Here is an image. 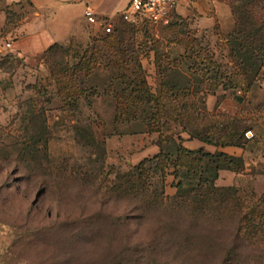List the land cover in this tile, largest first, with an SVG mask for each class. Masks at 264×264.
Returning a JSON list of instances; mask_svg holds the SVG:
<instances>
[{
    "label": "rangeland",
    "instance_id": "rangeland-1",
    "mask_svg": "<svg viewBox=\"0 0 264 264\" xmlns=\"http://www.w3.org/2000/svg\"><path fill=\"white\" fill-rule=\"evenodd\" d=\"M233 2L182 5L168 26L121 23L114 36L136 46L133 63L154 92L169 80L182 92L201 78L190 69L199 48L231 65ZM9 30L0 33V264H264V75L249 91L221 87L199 97L247 150L227 153L235 170L215 176L201 154L190 157L193 169L184 166L189 159L174 167L171 138L183 145L192 128L168 121L150 132L137 120H115L116 95L126 88L119 69L102 59L76 71L93 46L112 39L103 28L37 59L9 50ZM66 78L76 79L78 98H64L58 81Z\"/></svg>",
    "mask_w": 264,
    "mask_h": 264
},
{
    "label": "trees",
    "instance_id": "trees-1",
    "mask_svg": "<svg viewBox=\"0 0 264 264\" xmlns=\"http://www.w3.org/2000/svg\"><path fill=\"white\" fill-rule=\"evenodd\" d=\"M231 1L235 3L233 4V12L236 17V28L230 34L227 44L231 65L223 68L212 60L210 52L199 48L198 58L200 62H196L190 69L194 70V73H202L201 78L188 79V86H185V90L182 92L179 91V83H173L171 80L163 83L162 89L154 92L147 82L141 64L133 63L135 59L132 53H134L136 46H130V43L128 44L125 39H121L119 35L114 36L121 23L129 25L131 28L149 25L148 23L134 24L122 18L115 21L113 30L108 33L112 39L103 48L93 46L95 50L91 56L84 55L79 66H75V69L76 71L84 69L90 72L102 59L106 67L112 65L119 69L118 78L124 80L126 88L116 95L119 109L116 113V121L137 120L147 125L148 131L160 133L165 123L172 121L184 126L186 130L189 127L192 128L191 137L200 139L205 143L222 147H241L243 138L240 137L239 133L234 128L225 132L226 124H223L219 129L221 122L209 118V114L201 108L199 99L201 94L215 93L221 87L224 90L241 89L242 91H249L255 82L264 75V0ZM55 47L59 46H52L48 51ZM96 52H98V56H95ZM201 53H204L205 56H201ZM58 82L65 99L78 98L81 88H77L75 78H66ZM128 108L133 109L128 110ZM216 130L221 131L218 139L214 140L211 132L214 133ZM245 138L248 139L246 136ZM171 139L177 144L175 168L182 165L181 160L187 161L189 159V164L186 163L184 166L193 169L196 159L190 157L201 154L200 161L207 159L210 166L208 169L214 170L215 176L222 169L235 170L236 158L226 152L212 153L203 148L193 150L185 147L181 142H176L174 137ZM179 139L182 140L181 137ZM162 157L163 153L160 152L155 158L161 161ZM163 194L162 191L159 196L157 195L158 202L161 204L163 203Z\"/></svg>",
    "mask_w": 264,
    "mask_h": 264
},
{
    "label": "crops",
    "instance_id": "crops-1",
    "mask_svg": "<svg viewBox=\"0 0 264 264\" xmlns=\"http://www.w3.org/2000/svg\"><path fill=\"white\" fill-rule=\"evenodd\" d=\"M130 3L131 0H2L0 33L2 29L9 28L6 37L7 44H11L9 50L37 59L52 46H68L73 41L88 40L102 28L99 23L87 20V4L99 18L115 22L121 19L122 12L129 8ZM6 6H9L10 13L5 9ZM223 94L227 92L224 91ZM216 99L217 96L214 95L208 97L210 111L214 109ZM183 145L193 150L203 148L212 153L223 151L236 156H242L247 151L245 147H222L190 137L185 139Z\"/></svg>",
    "mask_w": 264,
    "mask_h": 264
},
{
    "label": "built area",
    "instance_id": "built-area-1",
    "mask_svg": "<svg viewBox=\"0 0 264 264\" xmlns=\"http://www.w3.org/2000/svg\"><path fill=\"white\" fill-rule=\"evenodd\" d=\"M87 2L88 0H79ZM200 0H131L129 8L122 12L121 18L134 24L148 23L151 26H167L175 18L177 8L182 5H192ZM85 16L90 23H99L105 32L113 30L114 22L110 19L99 18L95 10L87 4ZM11 46L10 43L7 44ZM248 139H252L255 134L252 130L245 133Z\"/></svg>",
    "mask_w": 264,
    "mask_h": 264
}]
</instances>
